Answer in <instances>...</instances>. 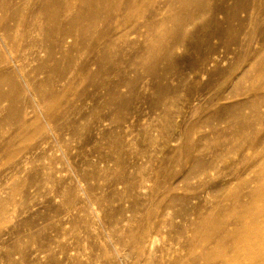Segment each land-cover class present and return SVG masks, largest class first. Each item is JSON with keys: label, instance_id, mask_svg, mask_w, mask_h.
<instances>
[{"label": "rangeland", "instance_id": "1", "mask_svg": "<svg viewBox=\"0 0 264 264\" xmlns=\"http://www.w3.org/2000/svg\"><path fill=\"white\" fill-rule=\"evenodd\" d=\"M96 1L0 0V264H264V0Z\"/></svg>", "mask_w": 264, "mask_h": 264}, {"label": "bare ground", "instance_id": "2", "mask_svg": "<svg viewBox=\"0 0 264 264\" xmlns=\"http://www.w3.org/2000/svg\"><path fill=\"white\" fill-rule=\"evenodd\" d=\"M98 1H96V2H98ZM99 3H100V1H99ZM184 21L182 19L178 18L177 21L174 24L179 26V25H182ZM180 27H182V26H180ZM180 27H178V28H180ZM256 199L257 200H262L264 202V184L261 185L260 193H259V195H258V197ZM260 217H262V215L258 216V217L255 216L253 218L251 224L238 226V227L234 228L232 233L231 232H227V233L224 234V237H227V236L230 235V237H228V238H230V239L232 238L233 241H234V239H236V242L234 243L235 245L233 246V249H231L232 253H234V254L239 253L240 254V252L244 253L245 251L248 252L249 249H252L253 245H254V243L252 242L253 241L252 237H256L257 238L256 242H259L261 245L264 244V223H262V221H260ZM242 236L245 237V240L243 238L241 243H237V240H238L237 238L242 237ZM255 245H257V244L255 243ZM229 247H231V246L230 245H226V250ZM254 247H256V246H254ZM263 259H264V256H263ZM224 264H230V263L229 262H224Z\"/></svg>", "mask_w": 264, "mask_h": 264}]
</instances>
